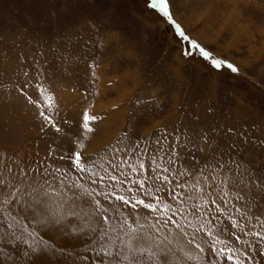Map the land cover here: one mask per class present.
<instances>
[{
	"label": "rangeland",
	"instance_id": "374dc122",
	"mask_svg": "<svg viewBox=\"0 0 264 264\" xmlns=\"http://www.w3.org/2000/svg\"><path fill=\"white\" fill-rule=\"evenodd\" d=\"M150 2L0 0V264H264V0Z\"/></svg>",
	"mask_w": 264,
	"mask_h": 264
},
{
	"label": "snow or ice",
	"instance_id": "6c2138e0",
	"mask_svg": "<svg viewBox=\"0 0 264 264\" xmlns=\"http://www.w3.org/2000/svg\"><path fill=\"white\" fill-rule=\"evenodd\" d=\"M150 8H155L157 9L164 17H166L168 19V21L170 23H172L177 31V34L180 35L182 38L184 39H188L185 34L183 33V31L181 30L180 26L178 24L175 23V21L172 18V15L169 12V8H168V0H151L150 4H149ZM192 47L193 48H198L200 51V54L205 58V59H211V63L214 67L216 68H220L223 64H225V62L220 61L218 59H214V58H210V54L204 50L203 48H201L196 42H192ZM186 55H188L189 53H185ZM227 67L229 69H231V71L233 72H237L238 69L235 68L233 65L231 64H227ZM41 117H43L50 126L54 127L56 131H60L59 127L56 126L55 122L52 120V118L50 116H46L45 113L43 111L40 112ZM97 120V117L95 116H91L89 115L87 112L84 113L83 116V124H82V128L84 130H86L87 132H92L93 128L91 127V125ZM81 148H83V145H80ZM74 158L72 159V164L73 167H75L77 170L79 171H84L85 170V165L82 162V156L80 154V152H75L73 154ZM141 168H143V165H141ZM165 171H167V169H165ZM101 179H103V177H101ZM109 179L111 180H117L118 178L116 176H110ZM156 179H161V177L157 176ZM163 180H167V177H163ZM139 183L140 186H143V182L139 181L136 182ZM157 191H159V189H157ZM88 195H91V193H89ZM116 200L122 202V205L125 207H130L135 209L137 207V205L143 207L144 209H148L149 211L155 212L157 211L158 206L154 203H150V202H146L144 199L141 198H136L134 201L132 200L131 197H126L123 195H119L115 197ZM156 199H159L158 197ZM97 204H99V201L96 202ZM105 211H107V209H105ZM108 218L105 217V220H107ZM233 227H236L237 225L235 223H233L232 225ZM243 231V230H241ZM130 239L135 240V241H139L141 239H143V237H139V236H132ZM236 240L239 241L240 237L236 236ZM29 247H32V245H29ZM197 247H199V245H197ZM33 251H35V248H33ZM143 249H139L138 250V254L142 255L143 254ZM201 251H203V249H201ZM213 252L216 251V249H212ZM221 252H223L224 250L221 249ZM261 255H264V253H260ZM24 255H27V252L24 253ZM228 260H233V257L231 255H229L227 257ZM163 264H167V260L165 257V260L163 262ZM236 264H243V262L241 261H237Z\"/></svg>",
	"mask_w": 264,
	"mask_h": 264
},
{
	"label": "bare ground",
	"instance_id": "6f19581e",
	"mask_svg": "<svg viewBox=\"0 0 264 264\" xmlns=\"http://www.w3.org/2000/svg\"><path fill=\"white\" fill-rule=\"evenodd\" d=\"M58 203V202H57ZM55 201H53V199H47V200H45V201H43L42 203H41V205H38V204H35L36 206H34V208H33V205H32V207L30 208L31 210H32V212H33V214L36 216V217H38V219H39V221L41 222V225L39 226V228L42 230V228L43 229H45L46 231H48V230H51V228L53 229L54 228V226H55V224H54V222L55 223H57V222H63V219H64V215L62 214V213H64V211L66 210H64V208L63 207H61L62 209H60V208H57V206L59 205V204H57ZM69 205V204H68ZM28 211H30V210H28ZM27 211V212H28ZM55 211H58L59 212V218H54V217H51L50 218V213H51V215H52V212L54 213ZM21 212V211H20ZM31 212V213H32ZM58 214V213H57ZM25 215V214H24ZM54 215V214H53ZM56 215V214H55ZM77 216V215H76ZM42 221L44 222L45 221V223H44V225H42ZM58 224V223H57ZM61 224V223H60ZM54 225V226H53ZM52 237H54V235L52 236ZM58 239V238H57ZM60 240V239H59ZM60 242V241H59ZM149 246V245H148ZM151 247V246H150Z\"/></svg>",
	"mask_w": 264,
	"mask_h": 264
}]
</instances>
